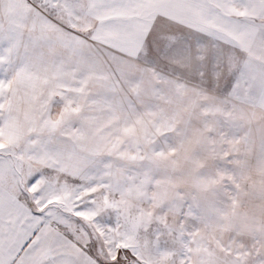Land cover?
I'll return each mask as SVG.
<instances>
[{
	"label": "snow or ice",
	"instance_id": "obj_1",
	"mask_svg": "<svg viewBox=\"0 0 264 264\" xmlns=\"http://www.w3.org/2000/svg\"><path fill=\"white\" fill-rule=\"evenodd\" d=\"M0 264H264V0H0Z\"/></svg>",
	"mask_w": 264,
	"mask_h": 264
}]
</instances>
